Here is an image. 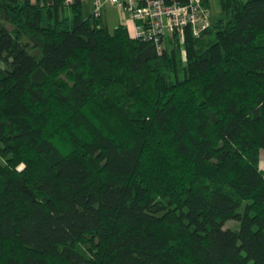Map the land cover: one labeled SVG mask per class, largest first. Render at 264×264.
I'll use <instances>...</instances> for the list:
<instances>
[{
  "label": "trees",
  "instance_id": "16d2710c",
  "mask_svg": "<svg viewBox=\"0 0 264 264\" xmlns=\"http://www.w3.org/2000/svg\"><path fill=\"white\" fill-rule=\"evenodd\" d=\"M219 6L180 65L81 0H0V264H264V0Z\"/></svg>",
  "mask_w": 264,
  "mask_h": 264
},
{
  "label": "built area",
  "instance_id": "2783aa9c",
  "mask_svg": "<svg viewBox=\"0 0 264 264\" xmlns=\"http://www.w3.org/2000/svg\"><path fill=\"white\" fill-rule=\"evenodd\" d=\"M92 14L102 15L106 4L125 9L131 19V34L152 42L161 50L168 39L183 46L185 29L189 27L194 36L211 22V11L202 0H91Z\"/></svg>",
  "mask_w": 264,
  "mask_h": 264
},
{
  "label": "rangeland",
  "instance_id": "374dc122",
  "mask_svg": "<svg viewBox=\"0 0 264 264\" xmlns=\"http://www.w3.org/2000/svg\"><path fill=\"white\" fill-rule=\"evenodd\" d=\"M66 2H71V0H66ZM209 2H210L211 19H216L218 17L225 19L224 15L220 13L219 0H209ZM81 8H82V13L84 16L90 14L92 10L91 0H81ZM67 9L68 8H65L64 13L68 12ZM102 15L105 18L106 25L110 30H113L118 23H125L130 33L132 32L131 19L129 18V14L125 9L120 8L119 6L115 4L108 3L104 6ZM168 41L169 39L167 40V42ZM167 42H165V45L167 44ZM178 59H179L180 65H183L185 63L184 48L181 45H180L179 52H178ZM260 166L264 168V152L263 151L260 152ZM237 224L238 223L236 220L227 219L224 223V226L236 227Z\"/></svg>",
  "mask_w": 264,
  "mask_h": 264
},
{
  "label": "crops",
  "instance_id": "0c3cea01",
  "mask_svg": "<svg viewBox=\"0 0 264 264\" xmlns=\"http://www.w3.org/2000/svg\"><path fill=\"white\" fill-rule=\"evenodd\" d=\"M103 12V11H102ZM102 20L105 22V18L103 17V15H101ZM106 23V22H105ZM125 24V23H124Z\"/></svg>",
  "mask_w": 264,
  "mask_h": 264
}]
</instances>
